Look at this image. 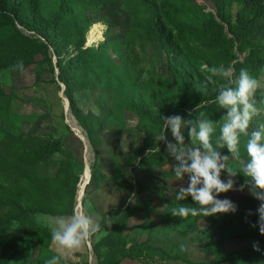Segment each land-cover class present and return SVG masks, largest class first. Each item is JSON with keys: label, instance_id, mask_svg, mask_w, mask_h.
Wrapping results in <instances>:
<instances>
[{"label": "trees", "instance_id": "1", "mask_svg": "<svg viewBox=\"0 0 264 264\" xmlns=\"http://www.w3.org/2000/svg\"><path fill=\"white\" fill-rule=\"evenodd\" d=\"M113 2L0 0V70L7 68L11 74L21 75L28 66L40 64L43 71L53 75L57 66L70 109L94 150L83 200L86 196L92 200L101 215L102 228L111 223L107 233L93 243L97 264H122L124 260L147 263L155 259L164 264H264V235L258 225L252 227L258 220L260 201L250 195L235 202L240 213L187 218L174 217L171 211L181 203H191V197L187 201H167L160 212L159 227L181 238L199 239L200 250L207 258L195 260L187 246V251L181 250L180 243L165 248L151 242L150 236L158 226V221L149 217L155 209L151 205L153 193L163 196L167 189L166 185L142 182L135 171L169 158L162 142L160 152L146 155L155 144L153 135L161 129L160 115L179 114L191 119L204 112L207 118L222 122L224 109L214 102L217 84L206 80L208 67L231 65L237 76L244 68L260 80L262 86L255 95L259 114L249 131L264 122V0H214L215 14L204 11V6L193 0H124L131 14L124 45L116 47L101 41L98 46H84L93 24L89 12ZM7 26L13 32L2 36L1 29ZM152 41L161 45L166 69L175 81L173 88L152 64L146 50ZM135 44H139V53H132ZM18 61H23L22 69L14 68ZM144 62L146 67H142ZM84 91L94 103V108L87 111L78 103V94ZM17 96L14 89L0 86V124L7 131L12 128L11 102ZM199 103L202 107L189 117V110ZM133 117L135 122L129 125ZM218 129L219 123L216 135ZM105 131L111 135L135 132L139 137L133 145L137 142V146H129L121 157L112 152L103 165L101 133ZM185 136L190 142L187 130ZM23 137L28 138L21 134L0 139V264H10L25 236L29 237L31 258L17 264L40 262L42 250L52 243L42 217L71 214L85 168L84 161L65 148L64 137H49L33 145ZM245 141L242 136V158H246ZM220 151L228 154L226 148ZM55 154L63 156L56 171L41 173L40 163ZM238 179L243 184L245 177L238 174ZM106 182L124 197L110 209L101 210L98 199ZM132 192L136 193L135 205L127 203ZM138 215L143 219L137 229L148 237L130 242L127 222ZM201 220L206 223L204 228L199 226ZM228 239L242 244L228 250ZM254 242H259L260 251L253 250Z\"/></svg>", "mask_w": 264, "mask_h": 264}, {"label": "rangeland", "instance_id": "2", "mask_svg": "<svg viewBox=\"0 0 264 264\" xmlns=\"http://www.w3.org/2000/svg\"><path fill=\"white\" fill-rule=\"evenodd\" d=\"M178 1V0H173ZM198 4L204 6V11L216 13L214 0H193ZM130 8V7H129ZM125 7L124 0H114L110 5H102L95 11L89 12V17L93 24L91 25L87 35L84 46L94 45L98 46L101 41H108L114 44L116 47H122L125 42V35L128 29V23L130 21V12ZM236 9L234 5L233 10ZM96 24L95 26H93ZM101 28V29H100ZM94 30L92 37H90V30ZM98 30L100 33H98ZM13 32V28L10 26L1 29V35L7 36ZM27 32V31H24ZM103 32V33H102ZM99 35H98V34ZM104 34V36H102ZM98 36V37H97ZM101 40V41H100ZM98 41V42H97ZM98 44V45H97ZM132 53H139V44H135ZM121 49V48H119ZM146 50L150 55L152 64L155 66L157 72L163 74L165 83L173 88L175 81L166 69V63L163 56L161 45L157 41H152L146 46ZM117 58L116 54H112ZM53 63L56 65V57L53 56ZM147 64L144 62L142 67H146ZM139 68V67H136ZM42 69L40 64H33L23 70L21 75L11 74L9 69L0 70V86L4 87L8 91L14 89L18 95L17 99L11 102V117H12V128L7 131L0 124V139H7L16 135L24 134L23 139H27L30 145L35 144L38 141H46L49 137H64L66 143L65 148L76 157L81 158L84 161V171L80 176L78 182V191L76 197L75 209L82 210L86 213H91L99 221L101 215L95 208L91 199L87 196L85 200L84 189L86 180V171L90 170V165L94 160V150L87 138L86 132L83 127L79 124L77 118L72 113L69 101L64 93L65 85L60 82L57 74L59 72L58 67L55 66V73H49L43 71L38 76L39 70ZM53 77V78H52ZM78 103L85 110L94 108L93 99L89 96L87 91L78 94ZM135 118L133 117L129 121V125H133ZM69 128L70 130H68ZM103 138V165L109 161L108 158L112 155V152L121 157L129 146H134L133 142L138 139V135L135 132L130 134H116L111 135L110 132L105 131L101 133ZM186 137V136H185ZM23 141V140H22ZM25 143V141H23ZM187 143V142H186ZM137 146V142L135 143ZM134 146V147H136ZM63 156L60 154L53 155L48 161L42 162L39 165V171L41 173L53 174L59 166L60 160ZM231 162V161H230ZM172 159L161 160L160 164H156L148 167L136 168V175L144 183L155 182L157 185H166L167 191L164 192L163 196L153 193V199L151 205L155 207L149 214V217L156 219L158 225L155 233L150 236L151 242L155 245H161L165 248H170L174 243H180L181 246H187L189 249V256L195 260H202L207 258L206 255L200 250L199 239L194 240L192 236L188 238H181L171 231L165 228L159 227L160 212L167 205V201H173L175 199V192L172 190L177 187L181 182L176 181V178L172 171ZM87 167V168H86ZM86 169V170H85ZM222 179H227V174H222ZM236 179V187H239L240 182L238 175ZM187 180V177H185ZM105 188L100 192L98 202L101 206V210H108L115 206L121 198L124 197V193L117 192L114 190V185L105 183ZM250 196L248 189L245 188L243 192L229 191L227 193H221L220 199H230L234 203L237 200L245 199ZM165 198L164 200L162 198ZM129 199V198H128ZM135 205V203L133 204ZM241 210H237L235 213H240ZM140 215L131 217L127 222L126 232L130 242L143 241L146 236L144 233H140V229H137V225L142 222ZM199 226L204 228L206 223L201 220ZM111 223H107L104 230L110 229ZM104 236V235H103ZM100 239V238H99ZM98 239V240H99ZM97 241L93 238L91 243L83 246L77 251L63 253L61 264H97V258L93 253V243ZM242 243L239 240L228 239L226 247L228 250L237 249ZM29 237L25 236L23 242L20 243L18 253L11 260L10 264H17L23 261H29L31 258ZM58 254L56 245L51 243L47 248L42 250V258L38 264H45V261L54 255ZM122 264H164L161 260H152L147 263H140L136 260H124ZM168 264H183L180 261H170Z\"/></svg>", "mask_w": 264, "mask_h": 264}, {"label": "clouds", "instance_id": "3", "mask_svg": "<svg viewBox=\"0 0 264 264\" xmlns=\"http://www.w3.org/2000/svg\"><path fill=\"white\" fill-rule=\"evenodd\" d=\"M14 68L22 69L23 61H18ZM207 73L206 80L217 84L214 102L224 109V115L220 118L222 122L207 118L204 112L191 119L179 114L160 115L161 129L153 135L155 144L146 150V155L160 152L162 142L173 161L172 171L176 181L181 182L172 189L175 199L187 201L191 197V203L173 207L172 216L209 217L235 213L238 206L230 199H220V194L243 192L247 188L249 194L260 201L256 209L258 220L252 227L258 225L260 234L264 235V122L249 131L253 118L259 114L255 95L262 86L261 81L244 68L237 76L231 65L211 66L207 68ZM200 107L202 105L197 104L195 109L189 110L188 116L192 117ZM185 130L190 141L188 143ZM242 136L246 138V158H242L240 152ZM225 148L227 155L220 151ZM230 161L235 163V167ZM223 173L227 174V179H222ZM238 174H242L245 180L236 187ZM135 202L136 193L132 192L127 203ZM248 215H252V212L249 211ZM42 219L50 230L52 243L58 249V254L47 259L45 264H61L65 251H77L91 243L93 238L98 240L106 234L94 215L75 208L70 215H44ZM181 250L187 251V248L182 245ZM253 250L260 251L259 242L253 243Z\"/></svg>", "mask_w": 264, "mask_h": 264}, {"label": "bare ground", "instance_id": "4", "mask_svg": "<svg viewBox=\"0 0 264 264\" xmlns=\"http://www.w3.org/2000/svg\"><path fill=\"white\" fill-rule=\"evenodd\" d=\"M96 24H94L93 26H95ZM101 29V28H100ZM96 31H98V30H96ZM93 32H94V30H90V37H92V34H93ZM98 33H100L99 31H98ZM97 33V34H98ZM103 33V32H102ZM99 35V34H98ZM102 36H104V34L102 35ZM98 37V36H97ZM101 41V40H100ZM104 41V40H103ZM98 42V41H97ZM98 45V44H97ZM90 46H92V45H90ZM87 168V167H86ZM86 170V169H85ZM86 180H85V185L87 184V182H88V180H89V175H90V173H89V171L87 170L86 171ZM84 186V185H83Z\"/></svg>", "mask_w": 264, "mask_h": 264}, {"label": "water", "instance_id": "5", "mask_svg": "<svg viewBox=\"0 0 264 264\" xmlns=\"http://www.w3.org/2000/svg\"><path fill=\"white\" fill-rule=\"evenodd\" d=\"M89 171V173H90V170H88ZM84 186H85V184H84Z\"/></svg>", "mask_w": 264, "mask_h": 264}]
</instances>
